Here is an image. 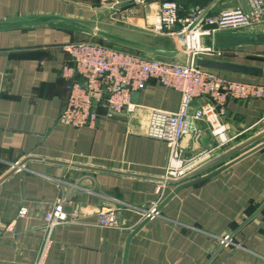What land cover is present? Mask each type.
Returning a JSON list of instances; mask_svg holds the SVG:
<instances>
[{
  "label": "crops",
  "instance_id": "0c3cea01",
  "mask_svg": "<svg viewBox=\"0 0 264 264\" xmlns=\"http://www.w3.org/2000/svg\"><path fill=\"white\" fill-rule=\"evenodd\" d=\"M100 1L0 0V264H206L221 239L264 200V146L258 148L264 139L197 179L230 165L225 171L175 193L180 184L158 182L167 179L169 149L146 137V127L152 110L178 111L179 92L150 80L132 94L130 113L107 117L98 109L92 128L61 122L69 96V80L62 74L71 64L64 50L68 44L93 42L149 54L72 29L20 24L69 21L142 46L173 48L171 36L150 31L163 0H146V6L129 0L115 11ZM213 1L188 0L182 6L205 9ZM239 6L241 0H219L209 15ZM225 35L264 36V22ZM215 50L217 54L198 57L264 69V43ZM158 59L184 61L183 56ZM208 71L264 86L263 77ZM226 112L228 142L216 148L208 162L264 132V100L229 101ZM188 135L179 143L183 158L215 147L204 122ZM23 161L24 168L10 173ZM169 197L158 215L143 224L147 214ZM60 202L77 220L49 233L40 262L47 237L44 218ZM21 209L26 210L24 217L18 216ZM101 209L116 213V228L98 226ZM210 264H264V209Z\"/></svg>",
  "mask_w": 264,
  "mask_h": 264
},
{
  "label": "built area",
  "instance_id": "2783aa9c",
  "mask_svg": "<svg viewBox=\"0 0 264 264\" xmlns=\"http://www.w3.org/2000/svg\"><path fill=\"white\" fill-rule=\"evenodd\" d=\"M128 1L101 0L100 5L115 11L118 6ZM134 3L146 6L147 1L134 0ZM246 5L249 14L242 6L230 8L215 16H206L190 30L204 8L193 5L183 10L182 0H163L159 4L150 31L171 37H179L185 33L190 37L215 36L264 22V0H246ZM64 50L71 64L62 71L64 78L69 80V96L60 114V121L74 128H92L98 117V109L105 111L107 117L124 111L132 112V94L143 90L150 80L180 93L178 111L152 110L146 127V137L164 142L169 149L167 179L177 180L184 177L208 162L214 150L228 142L223 119L229 101L264 100L263 85L234 81L216 72L192 68L188 63L165 62L93 42H74L68 44ZM217 53L212 48L202 52H189L188 55ZM199 122L207 125L216 142L215 147L183 158L179 143L185 135L197 131ZM158 196L160 201L161 191ZM156 208L147 217L156 216L153 215ZM25 215V209L18 213L19 217ZM44 220L47 237L40 262L49 241V233L58 225L75 222L77 215L65 212L63 202H60L45 215ZM97 224L103 228H116V213L110 209H101L97 213Z\"/></svg>",
  "mask_w": 264,
  "mask_h": 264
},
{
  "label": "water",
  "instance_id": "95a60500",
  "mask_svg": "<svg viewBox=\"0 0 264 264\" xmlns=\"http://www.w3.org/2000/svg\"><path fill=\"white\" fill-rule=\"evenodd\" d=\"M219 0H214L208 7H206L203 11V13L200 15V17L193 23V25L190 27V30H193L206 16L209 15V12L213 8V6L216 4V2ZM182 3L184 5L188 4V0H182ZM241 6L244 8V10L249 14L247 5L245 3V0H241ZM19 26L21 27H27V28H43V27H59V28H66V29H72L75 31H80L82 33L87 34H93L98 37H102L108 40H112L117 43H121L127 46L135 47L137 49H141L145 52H147L149 55H146L147 57L151 58H158V56H183L184 63H188L192 68H201V69H208V70H214V71H220V72H230V73H236V74H244V75H251L256 77H263L264 78V69L262 68H256V67H250V66H244V65H237V64H230V63H224V62H218V61H210V60H204L199 58L197 55H188L189 52H202L207 49L212 48H225V47H233V46H241V45H250V44H259L264 43V36H239V35H215V36H192L190 37L187 33L179 36V37H172L173 39V48L172 49H155L147 46H142L136 43L128 42L123 39L112 37L108 34H105L103 32L91 29L90 27L78 25L73 22L69 21H37V22H26L22 23ZM189 135H185L182 139L188 138ZM264 139V132L253 137L252 139L244 142L241 145H238L237 147L231 149L230 151L223 154L221 157L212 160L211 162H208L184 177L174 180V179H160L159 183H166V184H173L180 186L175 190V193L178 192L181 188H185L191 185H195L204 181H207L214 176L220 174L221 172L225 171L230 165H226L219 170L204 176L199 177L206 171L212 169L225 159H228L232 155L242 151L243 149L247 148L250 145H253L259 141ZM261 145L258 148L263 147ZM25 161L17 163L14 165L11 169L10 173H14L18 171L19 169L24 168ZM170 199H165L153 212V215H158L160 212L161 207L167 203V201ZM264 209V200L260 204V206L256 209V211L248 217L231 235H228L220 244L219 249L217 252L209 259V261L206 264H210L216 256L219 254V252L225 248L228 244L232 243L233 238L237 233L241 231L243 227H245L247 224H249L251 221H253ZM152 218V215L148 216L144 221L143 224H145L147 221H149ZM142 224V225H143Z\"/></svg>",
  "mask_w": 264,
  "mask_h": 264
},
{
  "label": "rangeland",
  "instance_id": "374dc122",
  "mask_svg": "<svg viewBox=\"0 0 264 264\" xmlns=\"http://www.w3.org/2000/svg\"><path fill=\"white\" fill-rule=\"evenodd\" d=\"M235 32H237V31H235ZM235 32H233V33H235Z\"/></svg>",
  "mask_w": 264,
  "mask_h": 264
}]
</instances>
